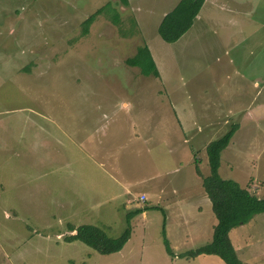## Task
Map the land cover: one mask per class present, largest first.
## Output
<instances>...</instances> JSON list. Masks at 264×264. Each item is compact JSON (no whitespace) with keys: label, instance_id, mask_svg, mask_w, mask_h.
Listing matches in <instances>:
<instances>
[{"label":"rangeland","instance_id":"obj_1","mask_svg":"<svg viewBox=\"0 0 264 264\" xmlns=\"http://www.w3.org/2000/svg\"><path fill=\"white\" fill-rule=\"evenodd\" d=\"M177 2L0 0V264H225L213 254L183 255L208 234L192 235L206 221L191 206L178 216L172 207L154 208L152 189L140 201L139 186L126 197L102 188L109 178L89 159L92 132L122 101L137 132L148 125L161 139L190 136L184 146L192 156L202 154L195 145L236 123L219 174L264 197V115L244 111L251 99L254 112L264 103V0H204L187 31L168 43L157 26ZM99 7L84 34L82 22ZM141 46L158 76L126 63ZM229 112L228 123L214 125ZM174 115L182 129L174 128ZM191 118L199 124L191 126ZM203 154L187 164L172 151L154 166L176 168L179 197L191 196L199 190L194 165L208 173ZM127 197L141 211L124 209ZM82 223L111 237L128 227L129 238L108 254L66 241L68 225ZM173 223L190 226L189 237ZM228 235L243 264H264V212Z\"/></svg>","mask_w":264,"mask_h":264},{"label":"crops","instance_id":"obj_2","mask_svg":"<svg viewBox=\"0 0 264 264\" xmlns=\"http://www.w3.org/2000/svg\"><path fill=\"white\" fill-rule=\"evenodd\" d=\"M251 100L248 101L247 105L244 108V111H246L248 116L250 118H257V116L264 115V103L262 102L258 106L255 105L254 107H256L258 110L254 112L255 110H251L253 107L252 105H250L252 102ZM119 106L122 108L121 111L117 110L107 112L106 114H104V116H102L103 123L101 122V124H98V126L96 127L101 128V130L100 132L97 131L96 133L92 132L93 135L91 136V141L88 145L89 159L93 161V163L97 167H99L94 168L95 171L98 173V175L105 174L109 178L107 183L103 185L102 188H120L121 192L119 194L121 196L123 195V197H126V195L128 196V194L131 193V191L129 190H132L136 186H139V195H145L146 200L148 199V196H150L148 190L152 189V196L154 197L157 205L154 206V208L161 209L162 211L167 212L168 207H172V212H177L178 216L185 215L186 211L183 208L184 205L191 206V211L195 214L194 217H204L206 221L205 228L198 224L196 225V227L193 226V229H191V233L192 235H197L199 232L205 229L207 230L208 234L206 235L204 243L209 242L212 237L213 225L216 222V218L211 209V203L202 187L201 176L196 172L197 166L193 164L195 174L198 177L196 182L198 184L199 190H194L191 196L183 195L179 197L178 184L175 180L176 177L173 175V170H175L176 168L171 169L168 167V165H163L161 163L159 168H156L154 164L157 165V161L159 162L161 161V159L168 158V154L172 151L174 155V151L178 150L184 155L185 163H193V161L197 160L199 155H201V159L203 158V152H205L204 148L206 144L211 140L220 137L221 135L214 138V133H211L206 139L201 141L199 145H195L197 148L196 150L202 148L200 150L202 154L199 153V155L195 154L194 156H192L187 151L186 146H184L185 143L189 144L191 142L190 136L185 137V135H183L181 138L179 134V137L181 139L178 140H181V142H179L180 145H178V140L173 141L172 139H161L160 137L156 136L154 134V131L153 133L151 131L153 129L152 126L147 125L145 130L141 132V130L139 129L140 132H137L135 130V127L131 124V119L126 115L124 110V108L129 107L127 101H122ZM230 114V112L227 113L222 121H217V123L214 125H224L228 123ZM192 119L193 118H191V122L189 120V124L191 126L199 124L198 120H195L194 122ZM181 123L182 122L180 120H177L174 115L173 126L176 130L179 127L180 129H182ZM191 131H193V129ZM228 144L226 145V147L228 146ZM224 149H222L221 152L224 151ZM220 156L218 173L220 171ZM138 157L140 159L139 163L135 161V159ZM146 162H149V164H153V166L147 167ZM203 163H205V158ZM197 168L203 176L208 174L203 173L199 167ZM189 186L190 184L188 182H184L183 187L189 188ZM122 191H124L125 193H123ZM196 194L199 195L195 197ZM128 200L129 199L127 197L125 199V202L123 203V206L125 207L124 209H130V211H133L130 207L132 205L134 206L135 204L128 203ZM135 208L140 209L141 207ZM144 214L145 210L141 212L142 216H144ZM194 220L196 219L190 218L189 223H193ZM171 228L174 230H184L185 237H189L190 235L188 229L190 228V226H182L180 224L173 223Z\"/></svg>","mask_w":264,"mask_h":264},{"label":"trees","instance_id":"obj_3","mask_svg":"<svg viewBox=\"0 0 264 264\" xmlns=\"http://www.w3.org/2000/svg\"><path fill=\"white\" fill-rule=\"evenodd\" d=\"M123 1L125 2V0ZM203 2L204 0H178L169 11L164 12L160 19L157 26L159 37L168 43L176 41L192 25ZM102 11L103 7H99L82 22L84 34L96 15ZM113 20H116V17ZM126 63L139 67L144 75H159L147 46L139 47L134 56L126 59ZM236 128L237 125L234 123L223 135L206 144L205 153L209 167L207 175L203 176L196 167V172L202 179V187L211 203L216 222L213 225L211 240L194 249L184 251L183 255L213 254L225 264H243L234 250L228 233L233 227L247 223L253 215L264 212V197H258L247 188L242 187L237 181L222 178L218 173L220 152L229 143ZM139 211L141 210H133V213ZM74 230L75 232L72 233ZM68 231L69 233L64 236L66 241L79 240L101 254L120 250L130 234V229L126 227L119 235L111 237L103 228L89 223H82L74 227L69 224ZM164 244L166 251L171 253L165 239Z\"/></svg>","mask_w":264,"mask_h":264},{"label":"built area","instance_id":"obj_4","mask_svg":"<svg viewBox=\"0 0 264 264\" xmlns=\"http://www.w3.org/2000/svg\"><path fill=\"white\" fill-rule=\"evenodd\" d=\"M137 199H139L140 201H144V195H140Z\"/></svg>","mask_w":264,"mask_h":264}]
</instances>
